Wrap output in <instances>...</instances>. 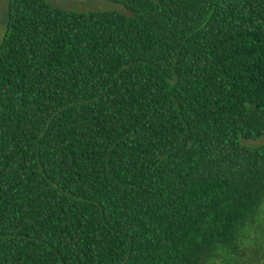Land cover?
<instances>
[{
    "label": "trees",
    "instance_id": "1",
    "mask_svg": "<svg viewBox=\"0 0 264 264\" xmlns=\"http://www.w3.org/2000/svg\"><path fill=\"white\" fill-rule=\"evenodd\" d=\"M9 0L0 264H264V0Z\"/></svg>",
    "mask_w": 264,
    "mask_h": 264
},
{
    "label": "rangeland",
    "instance_id": "2",
    "mask_svg": "<svg viewBox=\"0 0 264 264\" xmlns=\"http://www.w3.org/2000/svg\"><path fill=\"white\" fill-rule=\"evenodd\" d=\"M9 0H0V42L4 36V30H5V23H4V17L7 10ZM52 6L69 10V11H77V12H96V11H107V10H115V11H121L124 13L128 12L119 4L112 3L110 1L106 0H45ZM264 143V136H262L260 139L256 141H244V144L256 146L259 144ZM262 215L260 217L261 220V226L260 230L258 231V234L255 238H262V242L264 243V206L262 208Z\"/></svg>",
    "mask_w": 264,
    "mask_h": 264
}]
</instances>
